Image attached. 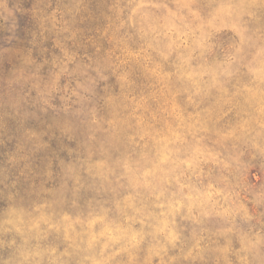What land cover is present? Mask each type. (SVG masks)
I'll return each instance as SVG.
<instances>
[{"label":"rangeland","instance_id":"374dc122","mask_svg":"<svg viewBox=\"0 0 264 264\" xmlns=\"http://www.w3.org/2000/svg\"><path fill=\"white\" fill-rule=\"evenodd\" d=\"M132 4L130 28L142 44L115 36L119 46L94 68L74 64L59 39L65 62L43 70L14 34L3 39L0 175L27 165L53 176L56 140H73L65 146L84 156L63 163L66 174L48 199L4 212L0 257L264 264V219L250 206L264 216V163L252 172L264 157V0ZM0 17L17 24L8 0H0ZM7 60L12 72L4 71ZM112 77L101 110L98 81ZM247 147L258 152L252 160ZM82 193L97 198L82 207Z\"/></svg>","mask_w":264,"mask_h":264},{"label":"trees","instance_id":"16d2710c","mask_svg":"<svg viewBox=\"0 0 264 264\" xmlns=\"http://www.w3.org/2000/svg\"><path fill=\"white\" fill-rule=\"evenodd\" d=\"M132 3L133 0H8L9 7L15 10L17 24L11 27L0 17V48L4 45L3 39L14 34L16 44L24 49L26 55L32 57L36 66L47 70L53 68L57 61L65 62L58 56L60 39L66 44V50L70 56L76 59L74 64L87 63L94 68L96 57H104L119 46L116 45L115 36L122 40L125 38L135 47L142 44L140 36L130 28ZM5 63L4 71L11 69L12 72L15 65L10 68L8 60ZM3 74L5 75V72ZM63 78L65 81L68 80L67 75ZM98 82L100 86L98 105L101 110H104L105 89H108V85L115 84V77H112L108 84ZM236 113L237 111L233 109L231 118ZM56 141L51 151L53 176L46 175L36 167L28 168L27 165L21 169L12 168L10 165L5 168V174L0 175V219L13 203L27 206L29 202L41 203L48 199L46 191L58 188L66 174L63 163L71 159L73 161L83 158V151L78 146V149L76 145L70 149L65 146L73 140H64L61 143L59 140ZM256 155L258 152L253 147L245 149V159L252 160V157ZM263 163L264 157L257 156V159L253 161L255 166L252 172L260 170ZM47 181L48 185H43ZM81 197L79 204L82 207L97 198L92 197L90 193H82ZM103 199L106 202L114 200L112 196L103 197ZM250 206L256 221L263 220L264 216H260L261 211L253 204ZM53 236L52 242L56 240L57 235ZM7 260V255L1 256L0 264H6Z\"/></svg>","mask_w":264,"mask_h":264}]
</instances>
